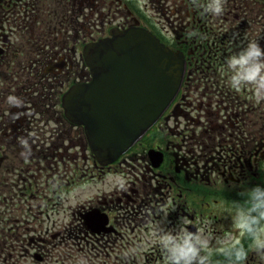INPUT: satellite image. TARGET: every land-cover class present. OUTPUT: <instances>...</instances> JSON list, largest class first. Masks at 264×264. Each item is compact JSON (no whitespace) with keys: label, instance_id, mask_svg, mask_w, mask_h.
I'll return each instance as SVG.
<instances>
[{"label":"flooded vegetation","instance_id":"flooded-vegetation-1","mask_svg":"<svg viewBox=\"0 0 264 264\" xmlns=\"http://www.w3.org/2000/svg\"><path fill=\"white\" fill-rule=\"evenodd\" d=\"M134 27L181 52L186 75L151 134L101 166L65 98L91 80L84 47ZM253 40L264 47V0H226L221 16L193 0H0V264H70L61 251L69 229L91 244L76 252L87 264H166L159 245H143L178 221L213 243L232 233L228 202L264 184V101L232 90L225 71ZM8 95L23 107H10ZM20 137L32 146L28 159ZM245 264L264 258L250 251Z\"/></svg>","mask_w":264,"mask_h":264},{"label":"water","instance_id":"water-1","mask_svg":"<svg viewBox=\"0 0 264 264\" xmlns=\"http://www.w3.org/2000/svg\"><path fill=\"white\" fill-rule=\"evenodd\" d=\"M85 57L94 79L68 94V116L85 125L92 151L107 164L169 106L184 77V60L142 29L114 32L87 46Z\"/></svg>","mask_w":264,"mask_h":264},{"label":"clouds","instance_id":"clouds-1","mask_svg":"<svg viewBox=\"0 0 264 264\" xmlns=\"http://www.w3.org/2000/svg\"><path fill=\"white\" fill-rule=\"evenodd\" d=\"M206 14L221 16L226 0H206L201 5ZM228 73V86L239 92L250 88L254 99L264 101V47L258 41H250L245 47L230 55L225 61ZM6 103L13 108L24 105L22 98L8 95ZM21 157L28 159L32 155L29 139L20 137ZM117 186L124 190L127 180L121 177ZM231 208V220L234 231L215 240L195 227V231L183 221L171 231L157 228L159 246L164 252L166 264H216V257L222 256L220 264H245L249 252L264 258V184L251 185L241 190L236 198L228 202ZM247 241V246L242 239Z\"/></svg>","mask_w":264,"mask_h":264},{"label":"rangeland","instance_id":"rangeland-1","mask_svg":"<svg viewBox=\"0 0 264 264\" xmlns=\"http://www.w3.org/2000/svg\"><path fill=\"white\" fill-rule=\"evenodd\" d=\"M84 186H91V185H84ZM79 192V191H78ZM79 194V193H78ZM91 197L90 192H86L83 194L82 197L78 198V203H83L85 202L87 199H89ZM77 199L74 200L73 196H70L68 198V204H67V220H69L71 218V212H72V208H74V206L76 205ZM153 239H147L150 240L149 244L147 245H143V246H149V245H153V246H158L159 245V241L158 238H154ZM91 244H86V242L81 241L80 239L75 238V231L74 229H69L67 231L66 234V238L64 240V244L62 245V249L61 251L63 252V257H65L67 259V262H69L70 264H87L90 263V260H86L85 256L83 255H78V253H76L78 251V247L79 246H90ZM58 256V255H57ZM60 257V256H58ZM151 264V263H149Z\"/></svg>","mask_w":264,"mask_h":264}]
</instances>
